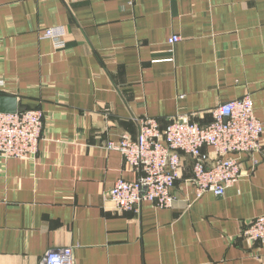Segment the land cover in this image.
Masks as SVG:
<instances>
[{"label": "crops", "instance_id": "crops-1", "mask_svg": "<svg viewBox=\"0 0 264 264\" xmlns=\"http://www.w3.org/2000/svg\"><path fill=\"white\" fill-rule=\"evenodd\" d=\"M0 80L45 120L35 154L0 156V264L68 247L75 264H264V246L241 236L264 215V133L223 196L196 198L182 178L171 207L106 199L141 175L107 142L136 138L143 116L208 123L249 94L264 124V0H0Z\"/></svg>", "mask_w": 264, "mask_h": 264}, {"label": "built area", "instance_id": "built-area-1", "mask_svg": "<svg viewBox=\"0 0 264 264\" xmlns=\"http://www.w3.org/2000/svg\"><path fill=\"white\" fill-rule=\"evenodd\" d=\"M41 38L51 39L56 49L66 46V39L52 28L44 29ZM179 40L174 35L169 42ZM208 112L212 115L208 123L194 121L198 113L179 114L164 128L157 118L143 116L138 120L136 138L125 133L118 141L107 142L108 149L121 151L126 161L141 171L137 180L119 179L106 192L115 210L140 211L144 201L171 207L178 200L173 189L182 178L196 198L207 192L223 196L240 181L246 173L241 155H252L263 147L264 124L255 115L253 100L246 94ZM44 127L41 110L0 112V156L29 158L38 150ZM186 169H190L187 176ZM249 169H256V161ZM241 236L264 246V215L249 220ZM44 260L46 264H75L70 247L50 249Z\"/></svg>", "mask_w": 264, "mask_h": 264}, {"label": "water", "instance_id": "water-1", "mask_svg": "<svg viewBox=\"0 0 264 264\" xmlns=\"http://www.w3.org/2000/svg\"><path fill=\"white\" fill-rule=\"evenodd\" d=\"M27 106L23 105L22 101L15 96L0 95V112L13 113L24 111Z\"/></svg>", "mask_w": 264, "mask_h": 264}]
</instances>
